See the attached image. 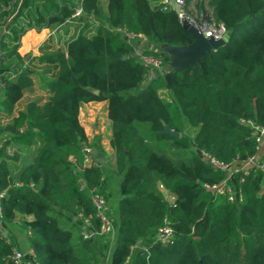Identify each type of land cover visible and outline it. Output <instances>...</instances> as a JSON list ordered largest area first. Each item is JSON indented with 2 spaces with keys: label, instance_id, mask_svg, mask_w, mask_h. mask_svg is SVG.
<instances>
[{
  "label": "trees",
  "instance_id": "obj_1",
  "mask_svg": "<svg viewBox=\"0 0 264 264\" xmlns=\"http://www.w3.org/2000/svg\"><path fill=\"white\" fill-rule=\"evenodd\" d=\"M105 1L106 22L100 0H0V136L11 138L0 151L2 224L25 235L35 264H264V172L251 169L242 183L236 172L243 199L231 203L205 190L225 173L197 153L230 164L258 152L242 120L264 127V0H207L227 42L200 64L153 76L134 56V42L116 29L143 36L145 53L164 65L170 57L163 48L189 45L191 35L156 0ZM197 1L200 7L205 0ZM28 17L32 22L17 30ZM77 19L85 26L63 51L38 56L56 73L44 82L48 97H34L22 37L34 26L54 32ZM103 101L113 153L108 158L95 146L104 163L85 165L83 145L93 146L79 110ZM162 122L179 137L161 134ZM160 184L175 196L173 204ZM93 189L105 197L116 232L108 257L101 253L106 239L98 234ZM165 225L173 230L167 242L158 238ZM13 247L0 238V264H14Z\"/></svg>",
  "mask_w": 264,
  "mask_h": 264
},
{
  "label": "built area",
  "instance_id": "obj_2",
  "mask_svg": "<svg viewBox=\"0 0 264 264\" xmlns=\"http://www.w3.org/2000/svg\"><path fill=\"white\" fill-rule=\"evenodd\" d=\"M160 4L164 5L165 9L174 11L178 17L180 24L188 22L193 26L197 32L205 38H214L227 41L228 31L226 27L218 22L214 15L213 9L208 6L207 0L199 2L197 0H156ZM82 15V9L77 8L74 17H80ZM116 32L121 33L125 39L129 42L135 40L141 41V44L135 45L136 55L139 57L140 62L145 68L148 69L149 73L153 76L154 74L163 73L162 68L164 66L163 60L159 56L145 53L148 48L147 40L141 35H133L126 30L116 29ZM5 87L0 73V92ZM1 119V117H0ZM242 123L249 126L253 130V136L258 144V152L253 156H249L245 160H235L230 164H224L213 158L209 154L203 153V158L213 166L214 168L221 170L225 173V178L218 183L205 184L204 188L207 192L211 193L216 197H225L231 203L241 202L243 199L242 192L238 188L237 184L234 183V174L241 172L242 177L239 183L243 182V177L248 175L251 169H256L264 172V160L261 158V145L264 141V127L250 120H242ZM25 129L21 128L23 132ZM4 142L0 140V151L2 150ZM83 151L85 153L84 164H90L94 159V150L88 145H83ZM160 189L164 195V198L170 204L174 203L175 196L171 194L167 189L160 185ZM90 199L94 208V216L99 222L98 234L108 239L114 233V227L109 217V205L103 195H101L96 189L90 191ZM1 215V208H0ZM86 226L91 225L88 218L84 219ZM0 238L3 239L7 244H11V241L4 231H0ZM173 235L171 226L165 225L158 231V238L164 242L170 240ZM84 238L88 237V232L83 233ZM9 259L14 264H35V252L33 249H29L26 253L20 251L16 247L12 248Z\"/></svg>",
  "mask_w": 264,
  "mask_h": 264
},
{
  "label": "rangeland",
  "instance_id": "obj_3",
  "mask_svg": "<svg viewBox=\"0 0 264 264\" xmlns=\"http://www.w3.org/2000/svg\"><path fill=\"white\" fill-rule=\"evenodd\" d=\"M101 6L104 10V18L102 19L103 22H106V1L105 0H100ZM31 17L26 18L22 23H17L15 26L18 29L25 28L27 25L32 22ZM89 22L88 24H91L93 21L91 19H88ZM12 24V21L10 22ZM10 24V25H11ZM85 26L84 22H81V20H75L74 22L65 24L62 26L59 30L57 31H48L47 29L42 30L40 32H37L36 27L34 28L30 33V36L34 39L28 40L29 37H26L27 34H25L22 39L25 37L26 41H29V43H26L28 45V49L26 53L22 54V57L25 59V64L27 67L33 72L34 76V85H35V94L34 97H44L47 98L48 94L43 88L44 82L48 80L49 78H52L55 76L56 70L54 67H49L47 65H40L38 64L37 58L40 54L42 53H52L56 51H63L64 48L66 47V44L69 42L70 39L76 37L78 33L82 30V28ZM6 33L8 32L7 30L5 31ZM38 34V35H36ZM21 39V40H22ZM134 44H141V41L135 40ZM20 64V62L18 63ZM29 98L25 97L22 100V103L26 102ZM2 119V118H1ZM3 120V119H2ZM0 140L4 142L6 148H8L9 144L11 142V138L9 135L2 134L0 136ZM11 147V146H10ZM263 149H264V143H263ZM109 152H112L109 150ZM261 156H263V151L261 150ZM3 154H0V158ZM30 155V154H28ZM8 156V155H7ZM11 156V154H10ZM112 155L109 156V158ZM5 155H3L2 158H4ZM262 158V157H261ZM1 160V159H0ZM15 166H18V162L15 163ZM161 185V184H160ZM160 189V186H159ZM161 190V189H160ZM115 195L114 198L112 199V207H111V216L112 219L114 220V213H113V206L115 208L116 202H117V196L118 194L116 191H114ZM2 193L0 192V198L2 197ZM116 238V232L114 230V233L105 240V243L101 245V253L105 255L106 257L109 256V254L112 252L113 247H114V242ZM27 239V238H26ZM107 264V263H106Z\"/></svg>",
  "mask_w": 264,
  "mask_h": 264
},
{
  "label": "crops",
  "instance_id": "obj_4",
  "mask_svg": "<svg viewBox=\"0 0 264 264\" xmlns=\"http://www.w3.org/2000/svg\"><path fill=\"white\" fill-rule=\"evenodd\" d=\"M49 31V30H48ZM31 31H28L26 37H29L28 40L34 39L30 36ZM38 35V34H36ZM26 41L25 37L21 40V48L19 50L21 56L23 53H26L28 49L29 43ZM79 122L84 127L85 133L87 135V141L89 145L93 146V150L95 146L102 147L106 155H112L113 150L110 144V138L112 135V125L108 118V104L106 101L103 102H89L82 104L79 110ZM264 143V141H263ZM263 143L261 145V150L264 154ZM111 150L112 152H109ZM94 157L98 155V151H94ZM105 160V159H104ZM70 161L75 163L78 171L81 170L80 165L78 164L77 157H71ZM0 231H4L7 235L11 237V241L14 244V247L19 249L20 251L26 253L30 248L27 243V239L24 234L17 230H7L5 226L1 222L0 215ZM116 239V238H115Z\"/></svg>",
  "mask_w": 264,
  "mask_h": 264
},
{
  "label": "water",
  "instance_id": "obj_5",
  "mask_svg": "<svg viewBox=\"0 0 264 264\" xmlns=\"http://www.w3.org/2000/svg\"><path fill=\"white\" fill-rule=\"evenodd\" d=\"M182 27L192 37L193 42L189 45L182 46H165L163 51L170 57V62L163 66L162 72L167 73L172 70L181 71L186 70L190 66L200 64L204 56L211 50H215L223 46L227 41L214 38H205L200 35L197 30L191 26L188 22H183ZM136 56V54H134ZM124 59V57H123ZM163 130L161 134L167 135L171 138H178L179 134L173 131L168 125L162 122ZM199 156L202 158L203 154L201 151H197ZM93 161L97 164L102 165L104 158L100 154L94 157ZM90 234H93L89 230Z\"/></svg>",
  "mask_w": 264,
  "mask_h": 264
}]
</instances>
